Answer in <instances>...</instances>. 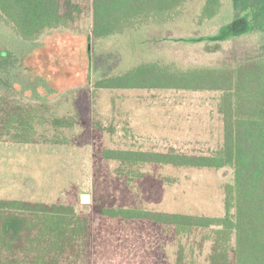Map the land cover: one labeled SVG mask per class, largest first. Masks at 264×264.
<instances>
[{
    "label": "trees",
    "instance_id": "1",
    "mask_svg": "<svg viewBox=\"0 0 264 264\" xmlns=\"http://www.w3.org/2000/svg\"><path fill=\"white\" fill-rule=\"evenodd\" d=\"M82 14L70 0H0V90L13 95L0 96V137L35 143V126L47 120L40 100L58 98L76 81L99 90L220 92L223 142L214 154L106 149L101 157L131 167L229 168L224 215L114 208L102 209L101 217L180 232L209 229V264H264V0H91L90 35L68 45L62 33ZM223 33L251 41L257 52L210 66L166 64L161 44L170 36L228 41ZM75 122L55 118L52 126L70 129ZM89 229L69 206L0 200V264H80L68 260L77 247L88 264Z\"/></svg>",
    "mask_w": 264,
    "mask_h": 264
},
{
    "label": "rangeland",
    "instance_id": "2",
    "mask_svg": "<svg viewBox=\"0 0 264 264\" xmlns=\"http://www.w3.org/2000/svg\"><path fill=\"white\" fill-rule=\"evenodd\" d=\"M70 1L83 14L62 33L71 40L68 45L92 30L91 0ZM227 34L222 37L228 41L199 43L170 36L161 44L166 64L210 66L223 59L236 62L250 49L257 52L251 41H237ZM0 93L13 96L6 90ZM220 97L216 91L99 90L76 81L58 98L40 100L47 108V120L35 126V143L0 137V200L72 207L90 222L88 264H175L179 259L182 264H209L213 240L209 229L180 232L153 223L105 220L101 211L136 208L220 218L225 213L224 189L232 182L233 171L131 167L104 160L101 152L212 155L223 142ZM64 117H73L74 126L55 129L53 120ZM82 195L89 196L88 203H81ZM83 250L77 247L68 260L84 264Z\"/></svg>",
    "mask_w": 264,
    "mask_h": 264
},
{
    "label": "water",
    "instance_id": "3",
    "mask_svg": "<svg viewBox=\"0 0 264 264\" xmlns=\"http://www.w3.org/2000/svg\"><path fill=\"white\" fill-rule=\"evenodd\" d=\"M88 200H89L88 195H82L81 196V199H80L81 203L86 204V203H88Z\"/></svg>",
    "mask_w": 264,
    "mask_h": 264
}]
</instances>
